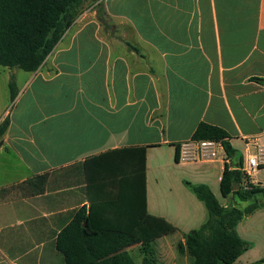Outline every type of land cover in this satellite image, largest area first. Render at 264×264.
<instances>
[{
	"label": "crops",
	"instance_id": "obj_1",
	"mask_svg": "<svg viewBox=\"0 0 264 264\" xmlns=\"http://www.w3.org/2000/svg\"><path fill=\"white\" fill-rule=\"evenodd\" d=\"M88 5L36 71L0 67V264H64L56 239L89 208L85 164L94 193L101 179H130L139 166L137 152L111 156L103 170L96 159L139 147L147 211L176 228L152 243V264H192L177 244L208 215L185 182L207 186L222 206L246 204L221 196L222 172L264 147V0ZM201 123L227 134L231 157L178 160L175 145ZM250 182L264 187V166ZM236 231L249 248L234 264H264V207ZM160 244L177 256L160 258ZM127 252L142 264L140 246Z\"/></svg>",
	"mask_w": 264,
	"mask_h": 264
},
{
	"label": "trees",
	"instance_id": "obj_2",
	"mask_svg": "<svg viewBox=\"0 0 264 264\" xmlns=\"http://www.w3.org/2000/svg\"><path fill=\"white\" fill-rule=\"evenodd\" d=\"M83 2L85 0H0V67L36 71L78 16ZM9 92L13 100L12 81ZM7 127L5 119L0 123V137ZM191 140L220 142L226 157L233 155L227 134L217 127L201 123ZM179 147L175 145L177 155ZM145 151V147L113 150L97 158L103 170L109 166L107 159L111 156L137 152L139 166L132 167L130 179H101L96 189L92 187L94 193L91 174L89 176L92 166L89 162L85 164L89 208L87 211L80 208L56 239V249L63 256L64 264H136L127 249L137 245L144 255L142 264H152V243L176 231L166 219L147 211ZM123 182L129 185L127 192ZM244 182L239 170L225 166L219 183L221 196L247 203L244 208L222 206L207 186L185 182L204 204L208 215L204 224L187 233L184 245L177 244L178 252L186 253L192 264H234L249 248L238 235L236 226L264 207V187L249 185L245 189ZM236 185L238 189L234 191Z\"/></svg>",
	"mask_w": 264,
	"mask_h": 264
},
{
	"label": "built area",
	"instance_id": "obj_3",
	"mask_svg": "<svg viewBox=\"0 0 264 264\" xmlns=\"http://www.w3.org/2000/svg\"><path fill=\"white\" fill-rule=\"evenodd\" d=\"M218 152H222L226 157L220 142L191 140L180 145L178 160L183 163L211 161L217 158ZM262 166H264V147L258 146L256 147V153L248 154L245 158V163L237 169L244 175L245 189L249 185H253L250 182V178Z\"/></svg>",
	"mask_w": 264,
	"mask_h": 264
},
{
	"label": "rangeland",
	"instance_id": "obj_4",
	"mask_svg": "<svg viewBox=\"0 0 264 264\" xmlns=\"http://www.w3.org/2000/svg\"><path fill=\"white\" fill-rule=\"evenodd\" d=\"M95 0H85V2H83V4H82V6H81V10H82V8H83V6L84 5H91L93 2H94ZM88 5V6H89ZM218 198L220 199V200H223L222 199V197L220 196V195H218ZM240 205L242 206H246L247 205V203L246 204H243V203H240ZM240 205H238V207H240V208H242ZM175 247H170L169 248V246H166V245H163V244H160V258H162V257H166V259H171V257L174 255V256H177L176 254L177 253H175ZM177 252V251H176ZM169 264H171V263H169Z\"/></svg>",
	"mask_w": 264,
	"mask_h": 264
},
{
	"label": "water",
	"instance_id": "obj_5",
	"mask_svg": "<svg viewBox=\"0 0 264 264\" xmlns=\"http://www.w3.org/2000/svg\"><path fill=\"white\" fill-rule=\"evenodd\" d=\"M237 189H238V186L236 185V186L234 187V189H233V190L235 191V190H237Z\"/></svg>",
	"mask_w": 264,
	"mask_h": 264
}]
</instances>
